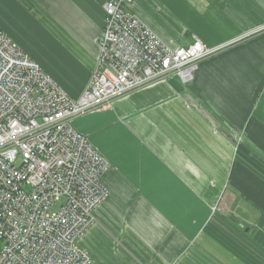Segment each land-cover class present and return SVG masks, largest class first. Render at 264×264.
I'll list each match as a JSON object with an SVG mask.
<instances>
[{"label": "crops", "instance_id": "1", "mask_svg": "<svg viewBox=\"0 0 264 264\" xmlns=\"http://www.w3.org/2000/svg\"><path fill=\"white\" fill-rule=\"evenodd\" d=\"M102 4L0 0V31L77 99ZM130 12L172 48H223L188 85L154 83L72 120L109 165L79 246L90 264H264V0H133Z\"/></svg>", "mask_w": 264, "mask_h": 264}, {"label": "built area", "instance_id": "2", "mask_svg": "<svg viewBox=\"0 0 264 264\" xmlns=\"http://www.w3.org/2000/svg\"><path fill=\"white\" fill-rule=\"evenodd\" d=\"M132 4L103 0L98 56L77 99L0 31V264H90L79 240L109 165L72 120L154 83L188 85L223 48L199 39L172 48Z\"/></svg>", "mask_w": 264, "mask_h": 264}, {"label": "rangeland", "instance_id": "3", "mask_svg": "<svg viewBox=\"0 0 264 264\" xmlns=\"http://www.w3.org/2000/svg\"><path fill=\"white\" fill-rule=\"evenodd\" d=\"M158 16H159V15H158ZM158 16H155V17H154V18L157 20V21L155 20V23H154V24H156V25H158V21H159V20H158V19H159ZM216 47H223V46H216ZM225 213H227L228 215H232V214H233V215H234V214L239 215V214L236 213V212H235V213L225 212ZM239 216H240V215H239Z\"/></svg>", "mask_w": 264, "mask_h": 264}, {"label": "water", "instance_id": "4", "mask_svg": "<svg viewBox=\"0 0 264 264\" xmlns=\"http://www.w3.org/2000/svg\"><path fill=\"white\" fill-rule=\"evenodd\" d=\"M230 219L234 222V223H238V219L234 216H231Z\"/></svg>", "mask_w": 264, "mask_h": 264}]
</instances>
